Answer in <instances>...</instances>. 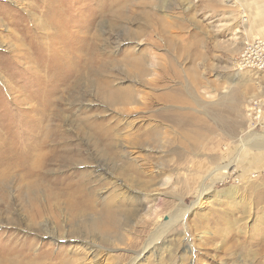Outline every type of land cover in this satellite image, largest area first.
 <instances>
[{"label": "rangeland", "instance_id": "rangeland-1", "mask_svg": "<svg viewBox=\"0 0 264 264\" xmlns=\"http://www.w3.org/2000/svg\"><path fill=\"white\" fill-rule=\"evenodd\" d=\"M61 1L59 12V0H0V264H264V114L254 125L246 113L264 76L233 63L264 38V0H127L95 19L93 60L70 85L45 45L65 28L58 18L93 7ZM106 87L147 107L127 113L104 101ZM45 128V169L5 158ZM113 161L124 173L106 170ZM80 186L88 201L73 209Z\"/></svg>", "mask_w": 264, "mask_h": 264}, {"label": "bare ground", "instance_id": "bare-ground-1", "mask_svg": "<svg viewBox=\"0 0 264 264\" xmlns=\"http://www.w3.org/2000/svg\"><path fill=\"white\" fill-rule=\"evenodd\" d=\"M83 0H73V2L75 3H79L75 10L77 11H81L85 4L86 3H83L82 2ZM88 1V0H87ZM127 0H89V6H92L93 7V12L86 15V17L84 18H80V17H73V18H66L65 17H60L56 20V23L55 25H61L62 23H64L65 25V28H63L62 30H58L57 33H54L53 36L51 35V39L49 42H46V48H49V50H52V54H53V57H51L53 60L51 61V65L52 66H60L61 68L64 67V70H63V76L66 78L67 82L74 76V80H72L70 83L68 82V84H73V82L75 80H77V76L78 74H80L79 72H81V70H83L84 68H88L89 66V62L90 60L92 59L93 60V47L92 45L88 44L89 42H87V39L89 38L90 40L91 39H96V37H99V34H97V31L96 32H92L93 30V24L95 22V19L97 17H100L102 15H104V12H110L113 16H118L120 14H122V9L124 7V4ZM141 3H144L146 4V0H142ZM62 4L63 5H66V3H62L61 0H59L58 3L55 4V7L52 9V10H55V11H59L62 10ZM73 6V5H72ZM75 6V5H74ZM73 6V7H74ZM147 7V5H146ZM79 13V12H78ZM98 35V36H97ZM87 37V38H86ZM92 41V40H91ZM150 43V42H149ZM89 45V47H88ZM88 47V49H87ZM59 52H62L61 54ZM51 54V55H52ZM57 54H59L60 56H58ZM50 55V56H51ZM141 61V60H140ZM92 63V62H91ZM86 68V70H87ZM60 69V68H59ZM61 72V71H60ZM83 75V74H82ZM80 78V77H79ZM58 79V78H57ZM56 79V80H57ZM73 79V78H72ZM48 80V79H47ZM37 81V80H36ZM150 81L152 82V79H150ZM106 82V80L104 81ZM44 83V82H43ZM48 84V83H47ZM107 84V83H106ZM105 84V86H107ZM104 85V84H103ZM102 85V86H103ZM48 86V85H47ZM46 86V87H47ZM56 86V85H55ZM104 86V87H105ZM120 89L122 88V86H119ZM126 87V86H125ZM39 88V87H38ZM49 88V87H48ZM100 88H103V87H100ZM113 88V87H111ZM109 89L108 87L104 88L103 89V99L105 102L107 103H111V104H118L120 106V108L129 113L130 111H135L139 108H146L147 107V104H148V99L147 98H144L143 99V102L141 101V106L139 108L135 107V106H132V98L126 96V95H123L121 91H119L118 89ZM124 88V87H123ZM129 88V87H127ZM44 89V88H43ZM50 90V89H49ZM63 90V89H61ZM130 90V89H129ZM41 91V90H40ZM48 93L49 91L46 90ZM125 91V90H124ZM127 91V90H126ZM131 91V90H130ZM35 92V91H34ZM121 92V93H120ZM135 92V91H134ZM40 93V92H39ZM128 94V93H127ZM135 94V93H134ZM43 95V94H42ZM49 95V94H48ZM32 96V95H31ZM36 96V94H35ZM42 97V96H41ZM57 97V96H56ZM29 98V97H28ZM34 98V97H33ZM55 98V97H53ZM31 100V99H30ZM56 100V99H55ZM57 100H58V97H57ZM26 101V100H25ZM29 101V100H28ZM137 101V100H136ZM43 102V104H42ZM39 103H41L42 105H45L46 106V100L42 99L39 101ZM48 104V103H47ZM57 104V103H56ZM41 105V106H42ZM55 105V104H54ZM117 105V106H118ZM48 106H53L52 105H47ZM38 107V106H37ZM36 107V108H37ZM34 108V106L32 107ZM40 109V108H39ZM48 108H46L47 110ZM50 109V108H49ZM48 109V110H49ZM51 109H56V108H51ZM52 111V110H51ZM50 111V112H51ZM136 112V111H135ZM37 113V111H36ZM30 115V114H29ZM37 115V114H36ZM63 115V114H62ZM79 115V114H78ZM126 115V114H124ZM47 116V115H45ZM127 116V115H126ZM28 117V116H27ZM31 117V116H30ZM33 117V116H32ZM64 117V116H63ZM88 117V116H87ZM128 118V117H127ZM35 119V118H34ZM131 119V118H129ZM129 119H125V121H129ZM26 120V119H25ZM37 120V119H36ZM133 120V119H132ZM33 125V124H32ZM36 125V123H35ZM46 126V125H45ZM103 126V124H102ZM33 127V126H32ZM39 128V127H38ZM44 129V128H43ZM46 129V128H45ZM99 129V128H97ZM101 129V128H100ZM104 127L101 129V132H103L104 130ZM30 130V129H29ZM36 130V129H35ZM40 131V129L38 130V132ZM99 131V130H98ZM107 131V130H106ZM109 131V130H108ZM29 132V131H28ZM37 132V133H38ZM41 132V131H40ZM45 134L42 136L44 137V139L40 140L39 139V143L38 144H35V141H34V144L33 143H30V147L28 148V150L26 152H23L22 149L19 151L15 150L12 152V154L10 156L7 155L6 153V156L5 158L10 160L11 163H18L17 161L20 158V156H25L27 159H26V162H29L35 167L37 168L38 170H43L46 168V161L47 163L49 162V155H51V147L46 149V151L44 152L42 150V148L45 147V142L44 141H48V137L51 135V134H54V132H52L50 129H46V131H44ZM128 132V131H127ZM108 133V132H107ZM126 133V132H125ZM124 133V134H125ZM9 134V133H8ZM36 134V133H35ZM103 134V133H102ZM129 134V133H128ZM106 135V134H105ZM35 136V135H34ZM39 136V135H38ZM94 136V135H93ZM97 136V135H96ZM109 136L108 135V139H109ZM65 137V136H64ZM263 137V136H262ZM32 138V137H31ZM34 138V137H33ZM32 138V139H33ZM36 138V137H35ZM130 138V137H129ZM264 139V138H263ZM29 140V139H28ZM98 140V139H97ZM110 140V139H109ZM37 141V139H36ZM95 141V140H94ZM15 142V141H14ZM259 142V141H258ZM261 143H258V144H264V140L263 141H260ZM1 143V142H0ZM4 143V141H3ZM22 143V142H21ZM28 143V142H27ZM244 143V142H243ZM242 143V145H243ZM19 144V141H16V145L18 146ZM104 144V143H103ZM20 145V144H19ZM22 145V144H21ZM107 145V144H106ZM21 147V146H20ZM24 148V147H23ZM97 148H99V146L97 145ZM18 149V148H17ZM25 149V148H24ZM31 149V150H30ZM33 149L35 150L33 152ZM8 150V149H7ZM4 152V151H3ZM5 153V152H4ZM23 154V155H22ZM24 157V158H25ZM134 160V159H133ZM22 161V159H21ZM111 161V160H110ZM24 162V160H23ZM24 162V163H26ZM23 163V164H24ZM20 164V163H19ZM22 164V165H23ZM123 162H120L119 164H115V162L113 161V163L110 165L107 164V167H106V170L108 172H115V171H118V172H121V173H124V166H123ZM126 164V163H125ZM129 164V163H128ZM138 164V163H137ZM32 166V167H33ZM99 166V165H98ZM132 166V165H131ZM143 166V165H142ZM8 166H5L4 168H6ZM136 167V165H135ZM140 167V166H139ZM3 168V169H4ZM16 168V167H15ZM26 168V166H25ZM137 168V167H136ZM219 168L222 170V173H226L227 172V165L226 166H219ZM10 169V168H9ZM33 169V168H32ZM104 169V168H103ZM129 169V168H128ZM30 170V169H29ZM28 170V171H29ZM94 170V169H93ZM136 170V169H135ZM220 170V171H221ZM39 171V172H40ZM92 171V170H91ZM137 171V170H136ZM30 172V171H29ZM35 173V172H34ZM92 173V172H91ZM33 174V173H32ZM43 175V174H42ZM38 176V175H37ZM80 183V182H79ZM75 184V183H74ZM73 184V186H74ZM120 184V183H119ZM82 185V184H81ZM122 187L121 188H124L125 190H121V194H125L128 190H130L129 186L128 185H124L123 184L121 185ZM210 187V185H209ZM80 187H78L76 190L74 191H71L72 194V199L70 202V205L71 207H73V209H76L78 207V209L80 210L82 208V206L86 205V201H88V196L85 194V192L80 189ZM119 188V186H118ZM90 189V188H89ZM209 189V188H208ZM63 190V189H62ZM204 190L205 188L201 189L200 191V194L199 196L197 197V201H194L192 203L191 206L189 207H184L182 205V202L180 203V205H178V207L176 208V212L175 214H172L171 215V218H169V221L167 220L165 222V224H167L168 222L171 224L172 223H175V221H178L177 219L179 218H182V216L185 214V212L187 210H190L192 207H194L197 203H199L200 201V197L202 196V194L204 193ZM66 191V190H65ZM126 191V192H125ZM129 194V193H128ZM125 196V195H123ZM128 196V195H127ZM127 196H125V198H127ZM199 207V206H198ZM135 212L134 209L132 210H129L127 212V215L128 218H126V220H129V218H131V215H133ZM113 217L115 218V214L113 215ZM174 219V220H172ZM125 222V220L123 221V223ZM95 223V222H94ZM93 222H91L88 227H92L94 226ZM164 223L162 224H154V229H153V233L151 234V236L149 237V241L145 244L144 246V249L143 250H146V249H149V248H152L154 245H153V242L155 240L158 241V239L160 238L161 234H163L162 231H164ZM229 224V223H228ZM84 245H86L89 241L85 240V239H79ZM86 241V242H85ZM91 242V241H90ZM88 253L91 252L94 253L95 249H92V247H86ZM186 250V249H185ZM187 252V250L185 251ZM189 255V254H188ZM94 256V254H93ZM139 255H136L133 259V262L131 261L130 264H133L135 262V260L138 258ZM84 262V261H83Z\"/></svg>", "mask_w": 264, "mask_h": 264}, {"label": "built area", "instance_id": "built-area-1", "mask_svg": "<svg viewBox=\"0 0 264 264\" xmlns=\"http://www.w3.org/2000/svg\"><path fill=\"white\" fill-rule=\"evenodd\" d=\"M233 63L236 70L255 69L264 76V38L246 40ZM246 113L250 124L259 123L264 114V96L250 99Z\"/></svg>", "mask_w": 264, "mask_h": 264}, {"label": "crops", "instance_id": "crops-1", "mask_svg": "<svg viewBox=\"0 0 264 264\" xmlns=\"http://www.w3.org/2000/svg\"><path fill=\"white\" fill-rule=\"evenodd\" d=\"M259 97V96H258Z\"/></svg>", "mask_w": 264, "mask_h": 264}]
</instances>
